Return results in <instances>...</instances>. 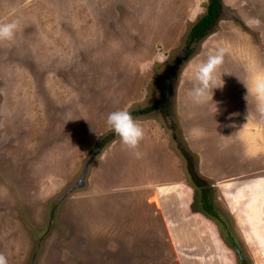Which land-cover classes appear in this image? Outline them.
I'll use <instances>...</instances> for the list:
<instances>
[{
    "label": "rangeland",
    "instance_id": "obj_1",
    "mask_svg": "<svg viewBox=\"0 0 264 264\" xmlns=\"http://www.w3.org/2000/svg\"><path fill=\"white\" fill-rule=\"evenodd\" d=\"M221 2L187 44L208 0H0V22H19L0 42L8 264H264V117L244 84L264 74V0ZM219 47L223 87L194 104L195 66ZM162 97L167 105L137 113ZM125 108L145 131L139 159L106 124ZM227 199L245 202L228 211ZM169 232L197 247L179 252Z\"/></svg>",
    "mask_w": 264,
    "mask_h": 264
},
{
    "label": "clouds",
    "instance_id": "obj_2",
    "mask_svg": "<svg viewBox=\"0 0 264 264\" xmlns=\"http://www.w3.org/2000/svg\"><path fill=\"white\" fill-rule=\"evenodd\" d=\"M18 29L19 22L16 20L0 22V42L13 41ZM227 53V48L219 47L209 53L205 61L195 66V83L188 93L192 103L203 104L213 89L223 87V83L217 81L215 73L223 65ZM244 84L247 88L245 100L248 101V95L252 93L257 99V112L264 117V74L254 76L251 86ZM106 124L135 158L139 159L142 156L138 149L144 139L145 131L126 108L110 112L107 115ZM0 264H8L7 258L3 254H0Z\"/></svg>",
    "mask_w": 264,
    "mask_h": 264
},
{
    "label": "trees",
    "instance_id": "obj_3",
    "mask_svg": "<svg viewBox=\"0 0 264 264\" xmlns=\"http://www.w3.org/2000/svg\"><path fill=\"white\" fill-rule=\"evenodd\" d=\"M223 4L221 0H208L207 8H205L204 13L200 17H198L190 26L188 34H187V44L194 43L198 40H200L202 37L206 35V33L211 29L213 26L220 9L222 8ZM185 56H188L190 54L189 50L185 51ZM170 79H174V73L171 72ZM173 81L168 85V87L172 86ZM167 87V88H168ZM166 99V98H165ZM163 97L157 99L154 103L146 106L142 110L138 111L137 113H145L150 110H152L155 107H163L167 105L166 100ZM180 153L182 154L185 159L190 161V154L183 149V147H180ZM189 177L190 180L194 183V185L199 189L200 191V200H201V207L202 209L211 216H216V213L212 209V204L208 200L207 197V186L204 182L200 180L199 177L196 176L191 170L189 169Z\"/></svg>",
    "mask_w": 264,
    "mask_h": 264
},
{
    "label": "crops",
    "instance_id": "obj_4",
    "mask_svg": "<svg viewBox=\"0 0 264 264\" xmlns=\"http://www.w3.org/2000/svg\"><path fill=\"white\" fill-rule=\"evenodd\" d=\"M227 138H230L232 141H234V138H233V136H231L230 134L227 136ZM229 143H231V142H229ZM233 143V142H232ZM203 149V148H202ZM204 149H205V147H204ZM229 152V151H228ZM235 153V152H234ZM244 153V152H243ZM173 179H175V177H173V178H169V180H173ZM148 180H150V179H146L144 182H147ZM168 180V181H169ZM178 180H180V179H178ZM140 182V181H139ZM138 182V183H139ZM173 184H177V185H179V186H181V184H179V183H177V182H174V181H171V182H168V184L167 185H170V186H172ZM126 185V184H125ZM131 185V184H130ZM179 188V187H178ZM240 201L241 199H234V200H225V205H226V207H227V209H228V211H233V210H231V209H234V205L236 204L237 206H239L235 201ZM243 203V205H244V202L245 201H243V200H241ZM240 201V202H241ZM160 206L162 207V209H163V211L161 210V216H162V219H163V221H164V223L162 222V225H166L167 226V228H169L170 226V224H169V220L167 219V212H168V210L166 211L165 209L167 208V207H169V205L168 204H166V203H164V202H162L161 201V204H160ZM236 211H238V210H236ZM175 212V211H174ZM170 229V228H169ZM171 231V230H170ZM170 233V236H171V239H172V241H173V239L175 240V244H176V246H177V248L179 249V252H181V253H183V252H187V250H190V248H194L195 249V247H197L196 246V244L195 245H192V244H189L188 243V240L189 239H187L184 235H181V234H179V235H177V234H173L172 232H169ZM225 242L224 241H222L220 244H219V248H223V247H225ZM205 247H207V248H209V249H211V250H215L214 249V247H213V245L211 244V242L210 243H208Z\"/></svg>",
    "mask_w": 264,
    "mask_h": 264
},
{
    "label": "water",
    "instance_id": "obj_5",
    "mask_svg": "<svg viewBox=\"0 0 264 264\" xmlns=\"http://www.w3.org/2000/svg\"><path fill=\"white\" fill-rule=\"evenodd\" d=\"M237 248V247H236ZM237 250H239L238 248H237ZM239 252V251H238Z\"/></svg>",
    "mask_w": 264,
    "mask_h": 264
},
{
    "label": "flooded vegetation",
    "instance_id": "obj_6",
    "mask_svg": "<svg viewBox=\"0 0 264 264\" xmlns=\"http://www.w3.org/2000/svg\"><path fill=\"white\" fill-rule=\"evenodd\" d=\"M237 249V248H236ZM239 251V250H238Z\"/></svg>",
    "mask_w": 264,
    "mask_h": 264
}]
</instances>
